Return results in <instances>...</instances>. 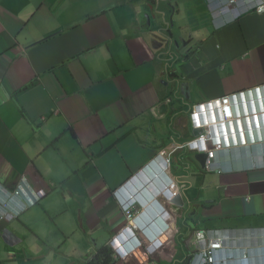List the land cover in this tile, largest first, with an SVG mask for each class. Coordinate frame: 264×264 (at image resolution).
Returning <instances> with one entry per match:
<instances>
[{"label": "crops", "instance_id": "0c3cea01", "mask_svg": "<svg viewBox=\"0 0 264 264\" xmlns=\"http://www.w3.org/2000/svg\"><path fill=\"white\" fill-rule=\"evenodd\" d=\"M158 1L0 0V185L24 177L41 198L0 222V264H88L105 246L113 264H180L198 228L254 248L264 144L209 173L187 141L194 104L264 84V14ZM163 150L151 182L141 170Z\"/></svg>", "mask_w": 264, "mask_h": 264}, {"label": "clouds", "instance_id": "9594fccd", "mask_svg": "<svg viewBox=\"0 0 264 264\" xmlns=\"http://www.w3.org/2000/svg\"><path fill=\"white\" fill-rule=\"evenodd\" d=\"M152 1L154 6L156 3L157 5L159 3L158 0ZM240 2L238 5H240ZM245 2L248 6L254 2V0H245ZM224 8L226 10H235L239 15L237 6L236 8H230L226 5ZM249 12L255 13L254 11ZM229 14L231 17L227 20V22L229 23L235 21V18L232 16L233 14L231 12ZM240 93H243V97L240 95L238 97L240 116H237L235 110L232 111V126H230L229 122L226 120L223 121L225 124L221 125V118L218 113H216V116L209 112L207 113L208 109L204 104L213 100H219L224 96ZM224 96L215 99L203 100L194 104L193 109L195 116H191L190 125H188V127L192 129L193 138L187 141L189 144L187 149L188 151H197L198 154L204 156L205 160L203 162V170L209 173H213L217 170V168H213L212 165L217 164L215 161L220 152L239 148H248L256 144H264V84L243 91L226 94ZM238 119L242 122L241 127H239L236 123ZM247 120L250 122V129L248 128L246 122ZM214 124L217 125L216 128H213L215 126ZM206 128L210 132V140L202 143V141H198V138L204 133ZM194 132L197 135H194ZM203 148H207L210 152L205 151ZM157 162H160V165H158ZM167 166H169V158L167 157L166 151L163 150L155 157V159L150 160L143 167L141 173H147L146 176L149 181L154 182V180H156L159 176L167 175ZM167 188L168 182H163L162 185L159 186L160 192H164ZM16 192H19V195H16ZM29 200H33L34 202L29 204ZM40 200V196L36 194L35 190L32 189L31 185L24 177L17 186V189L13 190L12 193L0 185V201H4L9 204L8 209L5 210L0 203V222H4V220L8 219H16L27 209L39 203ZM128 211H131L132 216H127ZM138 214L139 208L135 205L129 207L124 212L125 218L129 223L132 222ZM200 232H202L205 236L203 241L197 239V234ZM227 233L233 235L232 238L226 239ZM244 233L251 240L255 241L253 245L254 248H237L236 251H232V246H236V242H238L237 231H221L200 228L195 229L190 238L185 242L187 258L180 264H264V250H262L264 249V229H248L245 230ZM218 237L223 238L221 243L218 242ZM203 242H205V246L203 245ZM213 242H216L218 246L211 247V243ZM204 249H208L212 257V261L204 258L202 255V251ZM115 259H117V256L114 252L113 262Z\"/></svg>", "mask_w": 264, "mask_h": 264}, {"label": "built area", "instance_id": "2783aa9c", "mask_svg": "<svg viewBox=\"0 0 264 264\" xmlns=\"http://www.w3.org/2000/svg\"><path fill=\"white\" fill-rule=\"evenodd\" d=\"M240 2V0H226V5L230 8L238 6V3ZM241 13H246L249 11H254L257 14H264V0H254V2H252L251 4H249L246 8H242L240 9ZM242 96L243 97V93L240 94H232L230 96H224L222 98H220L219 100H213L210 101L206 104H204L207 107V113H211L213 115L216 116V113H218L220 115V124L224 125L225 122H223L224 120H226L227 122H229L230 126H232L231 120H232V111L235 110V112L237 113V116H240L239 114V99L238 97ZM243 100V98H242ZM248 128L250 129V122L249 120L246 121ZM236 123L239 125V127L242 126V122L238 119L236 121ZM215 126L213 128H216L217 125L214 124ZM210 140V132L209 130L206 128L204 130V133L201 134L198 138V141H202V143H205L207 141ZM205 149V148H203ZM205 151L210 152V150H208L207 148L205 149ZM16 195H19V192H16ZM34 201L33 200H29V204H32ZM1 205L3 206V208L5 210L8 209L9 204L4 202V201H0ZM17 206V204H16ZM18 207V206H17ZM127 216L130 217L132 216L131 211L127 212ZM233 235L231 234H226V239H230L232 238ZM205 238L204 234L202 232L197 234V239L203 241ZM222 237H218V242L221 243L222 242ZM203 245L205 246V242H203ZM218 244L216 242L211 243V247H217ZM202 255L204 256L205 259L212 261V257L210 255V252L208 251V249H204L202 251Z\"/></svg>", "mask_w": 264, "mask_h": 264}, {"label": "trees", "instance_id": "16d2710c", "mask_svg": "<svg viewBox=\"0 0 264 264\" xmlns=\"http://www.w3.org/2000/svg\"><path fill=\"white\" fill-rule=\"evenodd\" d=\"M113 250L109 247H101L97 254L89 261L88 264H113Z\"/></svg>", "mask_w": 264, "mask_h": 264}, {"label": "rangeland", "instance_id": "374dc122", "mask_svg": "<svg viewBox=\"0 0 264 264\" xmlns=\"http://www.w3.org/2000/svg\"><path fill=\"white\" fill-rule=\"evenodd\" d=\"M46 225L47 226V228H51V223H50V221L48 222H42V225ZM32 247H34V248H40L41 247V245L39 244V238H37V240L36 241H32Z\"/></svg>", "mask_w": 264, "mask_h": 264}, {"label": "water", "instance_id": "95a60500", "mask_svg": "<svg viewBox=\"0 0 264 264\" xmlns=\"http://www.w3.org/2000/svg\"><path fill=\"white\" fill-rule=\"evenodd\" d=\"M165 110H166V106L162 105L161 108H160V112H163ZM194 135H197V134L194 132ZM204 160H205V158H204V156H202V158H201L202 165H203Z\"/></svg>", "mask_w": 264, "mask_h": 264}]
</instances>
